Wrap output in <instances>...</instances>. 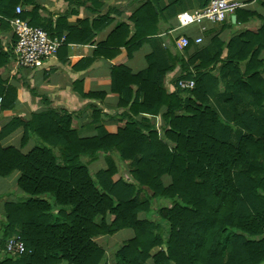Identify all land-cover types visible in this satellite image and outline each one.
Returning <instances> with one entry per match:
<instances>
[{
    "label": "trees",
    "instance_id": "1",
    "mask_svg": "<svg viewBox=\"0 0 264 264\" xmlns=\"http://www.w3.org/2000/svg\"><path fill=\"white\" fill-rule=\"evenodd\" d=\"M35 1L0 0V27L9 28L18 17L51 38L66 29L64 45L92 42L95 26L86 20L62 27L65 17H58L51 29L40 25ZM64 1L96 12L106 0ZM155 1L133 12L132 34L129 25L119 24L94 52L111 60L119 48L126 49L110 70L111 92L124 121L115 134L98 127L94 137L80 139L71 129V115L54 109L28 121L15 118L0 129V141L16 127L23 130L22 145L35 141L27 155L0 147V178L19 172L16 183L24 197L4 204L0 264H108L94 239L124 229L132 230L133 238L114 249L113 264H264V113L237 111L229 92L246 90L264 107V96L254 93L264 88L263 64L256 59L264 48V22L255 34L232 39L222 61L223 45L215 39L217 52L211 55L200 51L187 57L192 42L183 55H173L149 38ZM17 6L23 9L18 16ZM109 18L107 12L93 21L97 32ZM243 37L255 39L249 54ZM145 41L152 44L147 68L131 75L124 62ZM11 57L0 48V76ZM218 62L217 78L212 69ZM241 62H246L243 72ZM176 66L181 74L170 91L165 77ZM224 72L231 79L218 94ZM179 79L192 80L194 88L180 90ZM12 94L0 79L1 109L11 107ZM159 113L161 130L148 119ZM101 154L105 168L92 173L87 166ZM14 235L25 252L11 258L4 246Z\"/></svg>",
    "mask_w": 264,
    "mask_h": 264
},
{
    "label": "crops",
    "instance_id": "2",
    "mask_svg": "<svg viewBox=\"0 0 264 264\" xmlns=\"http://www.w3.org/2000/svg\"><path fill=\"white\" fill-rule=\"evenodd\" d=\"M147 1L149 0H106L100 9L93 12L88 9V6L67 4L64 0H36L35 4L39 6L40 25L51 29L48 26L49 23H55L58 17H65L62 27L86 20L95 26V37L91 43H69L65 45L63 43L56 55L40 62L31 69H16L10 60L1 70L0 79L4 83V87L12 89L13 96L8 100L10 108H0V129L15 118L28 121L33 114L54 109L65 111L71 115V129L77 133L80 139L94 137L98 127H102L109 134H115L117 128L123 126L124 121L121 120V110L117 107L118 96L111 92L110 70L116 61L125 57L126 49L119 48L118 55L111 60L105 56L94 57V52L119 24L129 25L132 34L133 29L129 19L133 12ZM238 1L244 6L221 24L212 25L207 21H202L199 25L191 24L186 27H179L178 15L193 13L203 7H199L197 0H156L154 5L156 20L154 23L152 20L149 23L154 33L149 38L154 39L163 49L173 55H183L184 53L183 50L178 51L175 47V43L180 37H186L189 43L196 38H201L199 45L193 44L186 49L187 57H191L200 51H205L209 55L216 53L215 45L217 43L212 42L215 39L218 44L223 45L220 52V61H222L227 55L228 46L232 39L245 33L255 34L264 22V0ZM31 9L32 7L29 6L26 11ZM107 12L110 15V22L107 27L97 32L98 24L93 21L98 20L100 15ZM62 31L60 38L64 39L67 32L66 29ZM243 38H247L244 42L248 43V45H244L246 51L244 53L249 54L254 46L250 43H255V39ZM14 42L15 38L10 26L9 28L0 27V48L3 51H11ZM151 52L152 44L145 41L131 54L129 59L125 60L124 65L131 75H137L147 68L146 58ZM256 59L263 64L264 69V48L260 50ZM245 64L246 62L239 64L241 72H243ZM220 65L218 62L212 69V75L217 78L219 75L217 69ZM192 67L190 71H192ZM180 74L179 66L168 72L165 77V87L172 91L171 81L178 78ZM223 75L225 76L224 80L218 82L220 87L217 91L218 94L223 91V83L225 84L231 79L229 74L224 72ZM260 79L264 81V72L260 73ZM256 90L254 91L255 94L264 96V88L257 87ZM229 92L233 95V105L237 111L248 112L256 117H260L261 113H264V107L254 104L246 90L237 89V91L229 90ZM94 110L98 111V115H93ZM148 119L153 126L159 129L164 126L160 113L148 117ZM22 136V128L16 127L1 139L0 147L2 149L14 148L22 155H27L34 148L35 141L28 139L22 145ZM82 160L85 161L86 159L83 158ZM87 167L90 171L95 169V171H91L92 173L104 169V156L99 155L97 160ZM19 176V172L13 171L8 177L0 178V223L4 221L5 203L24 200L17 188L16 182ZM163 183L167 184V179L163 178ZM132 238L133 231L124 229L111 237L101 236L95 238L94 241L104 248L107 263L113 264L114 249ZM156 251L157 249H154L152 254Z\"/></svg>",
    "mask_w": 264,
    "mask_h": 264
},
{
    "label": "built area",
    "instance_id": "3",
    "mask_svg": "<svg viewBox=\"0 0 264 264\" xmlns=\"http://www.w3.org/2000/svg\"><path fill=\"white\" fill-rule=\"evenodd\" d=\"M243 3L238 0H208L205 7L198 9L193 13H182L177 16L179 27H186L191 24H200L207 21L212 25L221 24L228 20L237 10L243 7ZM22 8L17 6L15 14L18 16ZM9 26L13 37L15 38L14 47L11 49L14 67L16 69H31L40 62L56 55L59 48L63 45V38H51L43 29L30 26L27 21L18 17L9 21ZM201 38H196L192 44L199 45ZM189 46L186 37H180L175 47L182 51ZM177 86L182 91H190L194 88L192 80L179 79ZM1 103V97H0ZM4 252L11 258L21 256L25 252L24 245L18 235L7 239Z\"/></svg>",
    "mask_w": 264,
    "mask_h": 264
},
{
    "label": "rangeland",
    "instance_id": "4",
    "mask_svg": "<svg viewBox=\"0 0 264 264\" xmlns=\"http://www.w3.org/2000/svg\"><path fill=\"white\" fill-rule=\"evenodd\" d=\"M158 129H159V128H158ZM161 129H163V127L160 128L159 130H161ZM170 145L172 146V144H170ZM116 162H117V161H116ZM92 169H93V168H92ZM91 171L93 172V171H95V169H94V170H91ZM118 173L122 174L121 171H120V169H118ZM165 179H167V184H168V182H169L168 178L165 177ZM161 180H162V179H161ZM14 236H15V235H14ZM11 237H12V236H11Z\"/></svg>",
    "mask_w": 264,
    "mask_h": 264
},
{
    "label": "water",
    "instance_id": "5",
    "mask_svg": "<svg viewBox=\"0 0 264 264\" xmlns=\"http://www.w3.org/2000/svg\"><path fill=\"white\" fill-rule=\"evenodd\" d=\"M233 18V17H232Z\"/></svg>",
    "mask_w": 264,
    "mask_h": 264
}]
</instances>
